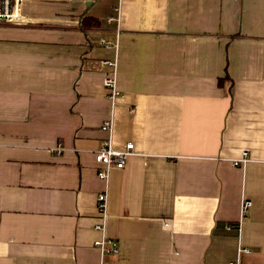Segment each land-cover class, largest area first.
Here are the masks:
<instances>
[{
    "label": "crops",
    "instance_id": "0c3cea01",
    "mask_svg": "<svg viewBox=\"0 0 264 264\" xmlns=\"http://www.w3.org/2000/svg\"><path fill=\"white\" fill-rule=\"evenodd\" d=\"M25 2L0 24V264H264V0ZM111 116L135 154L102 180Z\"/></svg>",
    "mask_w": 264,
    "mask_h": 264
},
{
    "label": "built area",
    "instance_id": "2783aa9c",
    "mask_svg": "<svg viewBox=\"0 0 264 264\" xmlns=\"http://www.w3.org/2000/svg\"><path fill=\"white\" fill-rule=\"evenodd\" d=\"M25 0H0V24H26L27 19L23 14ZM114 19H109V21H113ZM103 45L108 47L113 46L114 48L118 47V39L115 43L107 42L105 40H101ZM101 64L105 67L109 68V71L106 72L103 85L108 91V99L111 103L112 109L118 102V99L122 95V92L118 85V62L117 60H103ZM113 116L111 118L106 119L101 126V130L108 134L107 140L104 144L96 151V161L102 167L99 170V178L102 180H107L109 177V172L113 168L116 169H124L126 166V162L130 156L134 155V145L127 144L124 150H116L113 147L112 142V134H113ZM65 150L64 147L58 145L53 148V151L56 153H62ZM247 162V159L241 158L238 160H234L233 165L243 166ZM252 207V202L250 200H245L242 209L241 216L245 219ZM97 209L101 215V218L105 220L108 216L107 214V195L105 193H101L97 198ZM97 229L104 230V224H98L96 226ZM94 247L101 252L102 258L107 255H118L120 253V246L117 240L113 238H107L106 236L100 238L96 242H94ZM242 253H248L250 250L242 249L240 250ZM101 264H105L104 261ZM234 264V263H232ZM236 264H239L237 261Z\"/></svg>",
    "mask_w": 264,
    "mask_h": 264
},
{
    "label": "trees",
    "instance_id": "16d2710c",
    "mask_svg": "<svg viewBox=\"0 0 264 264\" xmlns=\"http://www.w3.org/2000/svg\"><path fill=\"white\" fill-rule=\"evenodd\" d=\"M101 25L100 21L98 18L92 17V16H85L83 15L81 17L80 21V27L82 29H97Z\"/></svg>",
    "mask_w": 264,
    "mask_h": 264
},
{
    "label": "rangeland",
    "instance_id": "374dc122",
    "mask_svg": "<svg viewBox=\"0 0 264 264\" xmlns=\"http://www.w3.org/2000/svg\"><path fill=\"white\" fill-rule=\"evenodd\" d=\"M24 5L26 6L27 3L25 2ZM33 8H34V7H33ZM33 8H32V9H33ZM25 9L28 10L26 7H25ZM36 10H37V8L34 9V11H36Z\"/></svg>",
    "mask_w": 264,
    "mask_h": 264
}]
</instances>
